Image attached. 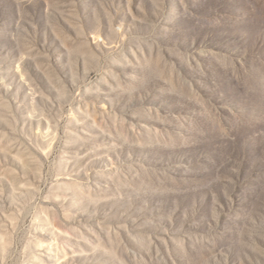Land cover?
<instances>
[{"label":"rangeland","instance_id":"374dc122","mask_svg":"<svg viewBox=\"0 0 264 264\" xmlns=\"http://www.w3.org/2000/svg\"><path fill=\"white\" fill-rule=\"evenodd\" d=\"M0 264H264V0H0Z\"/></svg>","mask_w":264,"mask_h":264}]
</instances>
